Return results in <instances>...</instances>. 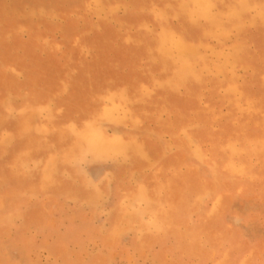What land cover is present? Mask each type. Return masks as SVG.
I'll return each instance as SVG.
<instances>
[{"label": "rangeland", "instance_id": "rangeland-1", "mask_svg": "<svg viewBox=\"0 0 264 264\" xmlns=\"http://www.w3.org/2000/svg\"><path fill=\"white\" fill-rule=\"evenodd\" d=\"M0 264H264V0H0Z\"/></svg>", "mask_w": 264, "mask_h": 264}]
</instances>
